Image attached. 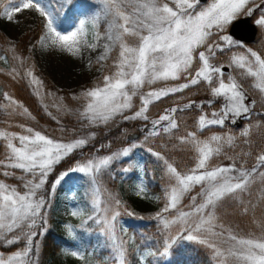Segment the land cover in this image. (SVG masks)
I'll use <instances>...</instances> for the list:
<instances>
[{
  "label": "snow or ice",
  "instance_id": "snow-or-ice-1",
  "mask_svg": "<svg viewBox=\"0 0 264 264\" xmlns=\"http://www.w3.org/2000/svg\"><path fill=\"white\" fill-rule=\"evenodd\" d=\"M103 3L106 14L112 17L108 26L107 39L112 44L119 42V57L114 62L113 74L103 77V87H96L82 93L87 103L84 110L79 113L81 120H86L89 125L107 124L117 116H121L124 120L149 121L146 113L150 105L169 95L182 93L185 89L199 85L201 82H206L211 93L214 96H223L227 103L223 115L214 112L213 118L209 119L202 113L197 121L200 130L213 125L223 126L229 114L236 117L251 114L256 101L252 100L246 104L247 96L242 85L237 83L232 75L227 77L229 82L226 83L224 66H216L210 61L216 57L218 51L223 52L225 47L233 44L229 36L219 35V40L223 41V44L218 43L214 37L222 33L239 16H252L254 12H259L255 23L264 28V0H212V3L206 7L199 6L200 0H168V2L127 0V3L132 6L130 12L122 7V0H103ZM170 3L174 7L170 6ZM25 10H34L44 18L45 27L49 33L53 34L52 44H59L68 52H73V46L79 43L78 32L67 35L59 33L40 0H8V4L0 10V18L12 22L14 14ZM81 25L80 35L83 32V22ZM125 35L136 37L137 45L129 47L125 44L123 42ZM95 46L89 45L92 48ZM104 47L105 51L99 56L98 63L108 59L111 48L107 44ZM247 52L249 55H234L229 67L240 69L238 75L241 78H254V87L264 93V58L252 49H248ZM16 75L18 76L19 73ZM26 76L30 78L32 85H42L32 71H27ZM181 78L186 82L167 88L143 91L146 85L151 86L158 81H177ZM3 96L10 104L17 103L7 92ZM135 97H138L140 101L138 110L132 115H125L127 110L133 109ZM208 103L210 105L212 102ZM194 105L195 101H189L183 105V108L165 109V114L150 121L152 127L148 130L145 140L162 133L170 134L178 129L174 114L190 109ZM20 107L23 108L24 114H28L27 108H24L22 104ZM199 107L202 110L204 106L199 105ZM27 132L30 135L0 132V137L7 141L6 156L5 159H0V166L20 169L32 177L24 182L23 187L26 191L23 194L15 187L0 181V243L13 245L20 240L25 241L24 247L14 254L6 256L0 253V264H34L32 255L35 247L34 238L38 236L37 229L41 226L38 221L46 222L44 212L46 201L42 195H37L38 190L45 184L55 164L74 150L84 148L88 143L83 138L71 143H61L39 131L33 133L31 128H28ZM243 135L247 136L248 132H244ZM14 139H18L19 146L12 142ZM179 140L181 144L189 145L196 153L194 157L196 163L193 168L182 174L167 160L164 161L169 179L174 180L175 183L171 185L170 192L166 190L168 202L162 209V213L170 212L172 209L179 211L178 205L181 204L182 198L197 185L200 186L197 196L201 197L202 202L197 203V196H192L191 210L180 211L176 220H165V227L180 221L184 230L188 232L186 239L189 241L199 239L201 244H206L213 250V255L217 258L223 256L218 244H228V255L225 260L230 257L232 264H264V236L238 237L230 229L217 225L214 222L213 212L222 198L226 196L237 198L249 192L255 175L258 174L264 178V171H261L264 169V153L256 156L255 166L250 170L244 169L243 166L237 168L235 163L224 167H210L209 161L213 155L220 153L222 140L220 136L212 135L210 140H199L196 132H187L185 136L179 137ZM230 142L231 138H229ZM213 143L217 146L213 147ZM135 146L132 145V147ZM129 151L130 149L125 148L122 153H113L98 160L89 159L71 171L100 172L119 155L128 156ZM151 151L149 149V152ZM153 155L163 159L159 153H153ZM3 175L9 176L15 173L5 171ZM64 175L66 173L62 174L56 183H59ZM144 191L145 189L141 187L137 194ZM121 203L120 199L112 197L109 201L110 206L99 209L98 202H94V207L96 210L103 211L111 247L120 257V264H124V243L126 242L117 239L114 224L121 215L118 210ZM244 211L246 213L248 208H244ZM162 213H158L161 219H163ZM78 214L79 210L72 212L74 216ZM89 219L92 217L90 216ZM68 227L71 233L72 226ZM216 228L220 231H215ZM193 233H199L203 238L200 239ZM8 234H12L11 238ZM167 252L168 248L165 247L163 254ZM71 255L79 254L73 251Z\"/></svg>",
  "mask_w": 264,
  "mask_h": 264
},
{
  "label": "rangeland",
  "instance_id": "rangeland-1",
  "mask_svg": "<svg viewBox=\"0 0 264 264\" xmlns=\"http://www.w3.org/2000/svg\"><path fill=\"white\" fill-rule=\"evenodd\" d=\"M72 1L74 0H70V2L69 0H40V3L45 7V10L53 19V26L59 33L67 35L71 32H78L77 39L79 40V43L73 46V52H68L67 49L62 48L59 44H52L51 37L53 34L49 33L48 29L45 27L44 18L34 10H25L21 13L14 14V20L12 22H9L4 18H0V28L5 31V33L11 40L17 41L22 34L33 29L34 27H42L40 38L33 47V55L31 61L26 62L17 53L12 52L11 54L15 59L14 62L20 67H26V72H33V75L42 82V85L37 86L31 84L32 90L36 94L38 93V95L42 98L50 97L55 103L51 100L50 101L59 111H63L62 109L67 107H65V103H67L65 97H77V100L81 103V105L76 110V114H79L84 110V106L87 103V100L82 96V93L96 87H103V77L105 75H112L115 71L114 62L119 57L120 44L119 42L112 44V42L107 39L108 26L111 23L112 17L110 14H106L103 0H85V6L77 4L75 20L67 28H62L58 17V12L64 13L65 8H67L72 3ZM158 2H168V0H158ZM211 3L212 0L200 1L199 6L206 7ZM7 4L8 0H0V10H3V8ZM170 6L174 7V5L171 3ZM122 7L127 12L132 11V6L127 3V0H122ZM243 16L246 15H241L239 17ZM258 16L259 12H254V14L252 15L254 22ZM81 22H83L82 35L79 34V30L82 26ZM231 24L222 33H219L216 37H214V39H216L218 43H224L223 41L219 40V35H226L231 37L229 34ZM258 28L260 32L256 42L247 45L231 37L233 44L231 46L225 47V50L223 52L218 51L216 57L213 58L210 63L216 66L223 65L229 67L230 61L234 55H249L247 52L248 49L256 51L262 56V58H264V28H261L260 26H258ZM123 42L129 47H135L138 43V39L136 37L125 35L123 37ZM93 44L96 45L95 48L89 47V45ZM106 44L111 48L108 53V59L100 61L98 63V58L104 53V46ZM249 58L251 59V57ZM229 68L230 69L228 71L224 70L225 82L228 83L229 81L227 77L229 75H232L236 78L237 83L242 85L246 93L247 99L245 103L249 104L252 100L256 101L255 107L252 108L250 116L241 115L236 117L229 114L225 119V123L223 126L213 125L200 130L197 126V121L201 114L197 117L196 122L194 124H191L186 119L188 113L186 114L185 111H178L179 113L174 114L177 120L178 129L173 130L170 134L162 133L159 136L149 137L147 140H145V136L147 135L148 130L152 127L150 123L152 119H158L160 115L165 114V109H170L173 107L183 108V105L188 103L189 101H195V105L190 109L195 108L201 110L199 105H203L204 107L201 111H206V109L210 108L211 106V111L206 113L207 118L209 119L213 118L212 113L214 112L223 115L227 103L225 98L223 96H214L211 93L208 84L206 82H201V84L199 85H195L190 87L189 89H185L182 93H176L168 96L174 97V99H179L181 102L164 105V100H161L156 101L154 104L150 105L149 111L148 113H146L149 116V121H144L142 119L124 120L121 116H117L120 117L122 121H130L134 123L135 128L130 129L126 134L130 139L137 140V142L129 143L120 150L118 148L117 150L110 153L102 154V156L91 158L93 160H98L99 158L112 155L113 153H122L123 149L125 148L130 149L128 156L125 157L119 155L114 161L111 162V164L107 168L101 169L100 172H96L95 170L91 173L71 171V169L76 168L78 165H83L87 162V160H89H78L75 162L74 160H72L73 155L78 154L80 157L83 154V148L74 150L73 153H71L67 157H63L58 164H55L53 166L52 171L46 178L45 184L40 190H38L37 193V195H42L46 201V207L44 209V212L46 213V222L38 221V224L41 226L37 229L38 236L34 238L35 247L32 254L34 264H39V235L41 236L46 230L54 228L64 233L67 237L75 239V226H77L84 219L86 221H93L95 224L102 225L103 231L107 235L109 242V254L107 256V260L109 261V264H120V257L116 254V252L113 251L111 247L109 232L107 230V226L104 223V213L103 211L96 210V208L94 207V202H98L99 209H103L106 206H110L109 201L112 197L120 199L114 193V190L110 188L109 184L106 183L105 177L107 174L111 175L112 178H116L120 175H128L129 173L133 172L135 168L139 170L138 177L132 182V193L133 199L138 200L141 203L140 207L143 208L135 209L131 206L126 205L123 201L120 200L122 203L118 210L120 211L121 215L114 222L115 234L117 239L126 242L124 243V264H127V253L130 244H132L133 242V236L131 235L126 219L136 216L139 220H155L157 223L165 226V220H176V218L180 215V211L187 212L191 210V197L197 196V193L200 191L199 185L195 186L190 192L185 194V196L182 198L181 204L178 205L179 211L177 209H172L170 212L162 213V209L168 202V197L165 194L164 196H161L153 195L150 193L143 178V151L146 153L149 152V149H151L152 153H159L160 156L163 157V161L167 160L183 174L195 166L196 159H194V157L196 156V153L191 150L189 145L181 144L179 137L185 136L187 132H196L199 140H210V137L212 135H217L222 138L220 143V153L213 155V157L209 161L210 167H224L235 163V166L237 168L243 166L244 169L250 170L255 166L256 156L264 153V148L260 147V153L253 154V152L258 150V148L254 146V144L248 146L245 151L238 150L232 155L228 151V155L222 156V152L225 147L226 149L228 147L229 149H235L234 144L237 140H249L252 136H255V133L252 134L255 131H258L259 137L262 139L260 142H264V122L261 123L259 120L252 119L254 117L256 118L259 115H264V93H261L254 87V78H241L238 75V73L241 71L240 69L234 67ZM36 69L47 74L51 78V82L53 83L55 88L50 87L48 88V90H46L45 86L43 85L41 75L35 72ZM28 80L31 83L30 78H28ZM185 82L186 81L183 78L177 81H158L151 86L146 85L143 91L147 92L153 89L167 88ZM216 86H218V84H216ZM199 89L204 90V92L199 93ZM196 91L198 92V97L206 98H201L199 100L189 98L195 97L194 95H197L195 94ZM221 97H223V103L214 104L216 102H219ZM209 101L212 102L210 105L208 103ZM133 104V109L127 110L124 113L125 115H132L134 111L138 110L140 104L138 97H135L133 99ZM239 119H243V123L239 128H235L233 125ZM28 128L30 127H26L20 132L12 133L18 135H30V133L27 132ZM214 128H217L218 130H215ZM31 129L33 130V133L39 131L41 134L47 136L48 138L61 143H71L74 140L81 138L86 139L89 142L91 138L88 137L93 135V132H91L88 137L65 139L62 135H60L59 137H51L38 129ZM244 132H248V135L244 136ZM94 136L95 134L92 136V140ZM229 138H231L230 143ZM12 142L19 146L18 139H14ZM132 145L136 146L132 147ZM212 146L216 147L217 145L213 143ZM244 157H246L247 160L251 159L254 162L251 164H247L246 160L245 162L242 161L240 164H238L234 161L235 158H237L238 160H242ZM67 159H70L71 161L70 166L64 170H59L58 172H56L58 165H65L67 167ZM125 159L127 161L123 163V160ZM62 167L64 166H61V168ZM10 169V172L15 173V175L9 176H16L17 178L21 179L19 181L12 182L11 178L7 179V177H5L0 178V181H2L6 185L15 187L18 192L23 194L26 189L22 185L28 179H32V177L29 174L24 173L20 169ZM261 171L264 170L261 169ZM16 173H22V176L16 175ZM64 173H66V175H64L63 178L60 179L59 183H56V181ZM53 174L54 177H52ZM82 178L86 180V203L77 200L75 195L71 193L72 187L70 185V191H68L69 189L65 191L62 190L63 183L68 179H73V183L75 184ZM20 183H22V185H20ZM174 183V180H170L166 190L170 192L171 185ZM141 187H143L145 191L138 195L137 193L140 192ZM201 202V197L197 196V203ZM159 203H161V205ZM244 208H248V211L246 213L244 211ZM74 210H79V214L75 216L72 215V212ZM213 212L215 216L214 222L217 225H223L224 229H230L232 233L236 234L238 237L248 238L249 236H264V178L260 177L258 174L255 175L254 182L250 186L249 192L243 193L237 198H233L231 196L222 198ZM158 213H162L163 219L158 216ZM232 213L233 215L240 217L241 214H245L246 219H244L243 222L235 223V221H233L231 218ZM90 216L92 217V219H89ZM69 225L72 226L71 233L69 232ZM165 228L168 232L166 236L169 239L172 238V241H174V239H177L178 237L186 238V236L188 235V232L184 230L183 224L180 221H177V223L175 224L170 223L168 227ZM214 230L220 231L219 228H216ZM193 234L198 235L200 239L203 238V236H200L199 233ZM11 235L12 234H8L9 238H11ZM225 235H227V232H225ZM193 241L199 242V239ZM166 244L169 245L168 242ZM13 245L15 246H12V248H15L12 249L9 245V249L0 250V253L5 254L6 256L14 254L16 251L21 250L24 247L25 241L20 240ZM206 247L208 246L206 245ZM218 247L223 253V256L219 258L216 257L215 264H221V262H223V264H232L230 257L225 260V257H227L228 255L227 249L229 245L219 243ZM73 251L77 252L79 255L72 256L71 253ZM164 251L165 249H163L160 253L154 255L152 264H164V261L168 259V254H163ZM139 255L142 259L146 260L147 256H149V251H139ZM63 257L65 261H68L72 264H101L98 262H91L89 259H87V257H85L84 251H82L80 248L78 249L75 247L65 248Z\"/></svg>",
  "mask_w": 264,
  "mask_h": 264
},
{
  "label": "trees",
  "instance_id": "trees-1",
  "mask_svg": "<svg viewBox=\"0 0 264 264\" xmlns=\"http://www.w3.org/2000/svg\"><path fill=\"white\" fill-rule=\"evenodd\" d=\"M77 4L85 6L86 1L74 0L65 8L64 13L58 12L62 28H67L75 20ZM41 33L42 27L37 26L22 34L19 40L13 41L7 36L5 31L0 28V57H4V59H0V132L8 134L20 132L24 128L30 127L38 129L51 137H59L62 135L65 139L88 137L91 132H93L95 136L93 140V135L88 137L91 139L88 145L82 149L83 154L80 157L78 154L72 156L74 162L102 156V154L110 153L118 148L120 150L129 143L137 142V140L130 139L126 134L130 129L135 128L134 123L130 121H122L120 117H115L114 120H110L107 124L89 125L86 120H81L79 118V114H76L77 108L81 105L80 101L77 99L65 97L67 102L65 103V107H67L62 109L63 111H59L52 103L54 101L50 97L42 98L32 90L31 83L25 75L26 67L16 65L14 56L11 53H17L26 62L31 61L33 47L39 40ZM35 72L41 75L46 90L50 87L55 88L51 82V78L47 74L38 69H36ZM16 73H19V75L17 76ZM5 92L17 103L14 105L10 104L3 96ZM198 92L203 93L204 90L199 89ZM198 92L196 91L195 94L197 95H194L195 97L189 98L195 100L206 98L198 97ZM162 100H164V105L181 102L179 99H174V97H164ZM221 103H223V97L220 98L219 102L214 104ZM21 104L24 108L28 109V114L23 113V108L20 107ZM207 109L206 111L195 108L184 110L186 114L188 113L186 119L191 124H194L200 114H206L211 111V106ZM252 119L259 120L263 123L264 115L262 114ZM214 129L218 130L217 128ZM254 133L255 136H252ZM252 134L249 140H237L234 144L235 149H229V147L226 149L225 147L222 156L228 155V151L231 155L238 150L245 151L247 147L252 144L258 148L253 154L260 153V147L264 148V142H260L262 139L259 137L258 131ZM245 141L248 142L245 143ZM6 143L7 141L0 137V159H5ZM142 156L144 162L143 178L150 193L164 196L170 179L163 159H158L152 152L145 153L143 151ZM67 160V167L65 165H58L56 172L70 166L71 161L70 159ZM246 160V157L242 160H238L237 158L234 159L238 164ZM126 161V159L123 160V163ZM246 162L247 164H251L254 161L248 159ZM61 166L64 167L61 168ZM5 171L10 172L11 169L0 166V178H11L12 182L21 179L16 176H4L3 172ZM138 171L139 170L135 168L133 172L125 176L120 175L116 178H112L111 175L107 174L105 177L106 183L114 190L117 197L126 205L135 209L143 208L140 207L141 203L138 200L133 199L132 193V182L138 177ZM16 175L22 176V173H16ZM52 177H54V174ZM20 185H22V183H20ZM69 185L72 187L71 193L75 195L77 200L86 203V180L82 178L74 184L73 179H68L63 183L62 190L65 191L69 189L68 191H70ZM159 204L161 205V203ZM231 218L235 223L243 222L244 219H246L245 214H241L240 217L233 215V213ZM126 222L133 236V242L130 244L127 253V264H152L154 255L160 253L165 247L168 248V259L164 261V264H215L216 257L209 247L199 242L189 241L186 238L180 237L172 241V238L169 239L166 236L168 232L165 226L157 223L155 220H139L136 216H133L126 219ZM75 227V239L67 237L64 233L54 228L46 230L41 236L39 235V264H72L65 261L63 257V252L65 248L68 247L80 248L84 251L85 257L91 262L109 264L107 260L109 242L107 235L103 231L102 225L84 219ZM166 241L169 245L166 244ZM8 246L9 245L5 243H0V250L9 249ZM12 246L15 245H10L11 248ZM144 250L149 251V256H147L146 260L142 259L139 255V251L143 252Z\"/></svg>",
  "mask_w": 264,
  "mask_h": 264
},
{
  "label": "water",
  "instance_id": "water-1",
  "mask_svg": "<svg viewBox=\"0 0 264 264\" xmlns=\"http://www.w3.org/2000/svg\"><path fill=\"white\" fill-rule=\"evenodd\" d=\"M206 1V0H200ZM229 34L236 40L251 43L256 40L258 34V27L253 22L252 16L240 17L233 21L230 26ZM224 70L228 71L229 67L224 66ZM243 123L242 119H239L235 126L240 127Z\"/></svg>",
  "mask_w": 264,
  "mask_h": 264
}]
</instances>
